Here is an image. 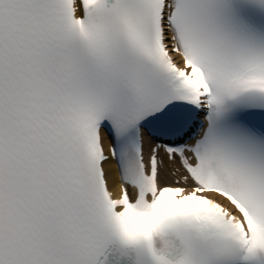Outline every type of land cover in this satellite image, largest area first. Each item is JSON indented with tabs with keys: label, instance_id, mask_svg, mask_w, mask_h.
<instances>
[{
	"label": "snow or ice",
	"instance_id": "1",
	"mask_svg": "<svg viewBox=\"0 0 264 264\" xmlns=\"http://www.w3.org/2000/svg\"><path fill=\"white\" fill-rule=\"evenodd\" d=\"M0 264H264V0H0Z\"/></svg>",
	"mask_w": 264,
	"mask_h": 264
}]
</instances>
